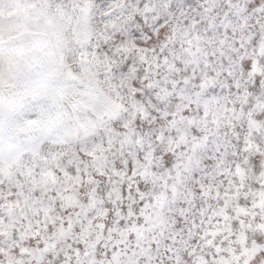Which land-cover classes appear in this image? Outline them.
Listing matches in <instances>:
<instances>
[{"label": "snow or ice", "instance_id": "snow-or-ice-1", "mask_svg": "<svg viewBox=\"0 0 264 264\" xmlns=\"http://www.w3.org/2000/svg\"><path fill=\"white\" fill-rule=\"evenodd\" d=\"M0 264H264V0H0Z\"/></svg>", "mask_w": 264, "mask_h": 264}]
</instances>
